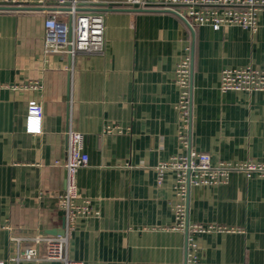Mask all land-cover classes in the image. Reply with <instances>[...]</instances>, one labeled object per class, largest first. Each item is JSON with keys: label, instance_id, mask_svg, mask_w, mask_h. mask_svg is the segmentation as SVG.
I'll list each match as a JSON object with an SVG mask.
<instances>
[{"label": "crops", "instance_id": "crops-1", "mask_svg": "<svg viewBox=\"0 0 264 264\" xmlns=\"http://www.w3.org/2000/svg\"><path fill=\"white\" fill-rule=\"evenodd\" d=\"M4 1L36 8L0 9V260L60 264L45 259L44 244L37 260L21 256L39 234L66 235L67 256L84 264H186L187 233L171 229L173 206L184 201L187 222L229 230L194 235L197 264H264L263 177L231 170L224 184L188 185L181 200L174 173L158 184L155 171L161 160L188 150L207 153L214 165L264 159V91L219 90L223 68L264 67V8L254 33L190 25L185 147L174 71L190 51L191 30L179 16L104 6V52L70 57L43 52L46 14L38 7L54 0ZM30 100L42 105L40 133L25 128ZM68 126L84 135L89 160L75 178L98 214L65 233L57 197L65 188Z\"/></svg>", "mask_w": 264, "mask_h": 264}, {"label": "built area", "instance_id": "built-area-1", "mask_svg": "<svg viewBox=\"0 0 264 264\" xmlns=\"http://www.w3.org/2000/svg\"><path fill=\"white\" fill-rule=\"evenodd\" d=\"M31 1V0H19ZM68 2L69 6L64 4ZM58 9L45 10L43 22V52L58 53L74 57L78 53L102 54L104 52L106 10L102 7L159 8L170 10L189 25H208L214 30L235 25L251 33L258 27V14L264 8V0H122L109 4L104 0H54ZM59 9L69 15V21L59 18ZM190 51L186 48L175 67V84L178 89V100L175 105L179 114L178 138L187 146V131L190 118ZM219 90L239 92L264 91V67L242 66L223 68L219 73ZM42 105L36 100L27 103L26 130L32 133L41 132ZM108 126L106 131H110ZM66 136V156L63 162L65 170V188L57 197L60 210L64 215L65 233L75 228L80 218L97 215L90 200L78 193L76 172L88 164V154L84 150V135L68 126ZM231 170L243 172L246 177L256 175L264 178V159L245 161H220L212 164L210 156L204 152L188 150L186 154L171 156L161 160L155 166L156 181L161 183L166 172L175 175V192L183 200L186 187L224 184ZM174 224L172 230L186 231L187 252L186 264L198 263V244L195 234L212 231H229L220 226L189 223L186 219L184 201L173 206ZM66 235L48 236L36 234L29 240L21 256L25 260L38 259V245L44 244L48 261L60 264H84L74 260L66 253ZM0 264H5L0 260Z\"/></svg>", "mask_w": 264, "mask_h": 264}, {"label": "water", "instance_id": "water-1", "mask_svg": "<svg viewBox=\"0 0 264 264\" xmlns=\"http://www.w3.org/2000/svg\"><path fill=\"white\" fill-rule=\"evenodd\" d=\"M65 6H69V3L66 2L64 4ZM36 7L34 5H20V4H13L11 2L8 1H4V2H0V9L2 10H6V9H35ZM41 10H48V11H52V10H56L58 8H56L55 6H51V7H38ZM107 10H111V9H107ZM114 10V9H112ZM135 11H144V9H132ZM174 13V12H173ZM175 14V13H174ZM180 18V17H179ZM187 26L188 28L191 30V46H190V69L192 71V59H193V31H192V27L186 22V20H184L183 18H180ZM191 75V73H190ZM188 220V219H187ZM63 228L60 230V234L63 233ZM186 232V231H185Z\"/></svg>", "mask_w": 264, "mask_h": 264}]
</instances>
